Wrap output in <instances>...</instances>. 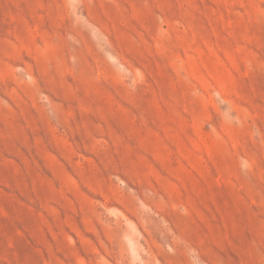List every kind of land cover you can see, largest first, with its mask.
<instances>
[{"label": "rangeland", "instance_id": "1", "mask_svg": "<svg viewBox=\"0 0 264 264\" xmlns=\"http://www.w3.org/2000/svg\"><path fill=\"white\" fill-rule=\"evenodd\" d=\"M0 264H264V0H0Z\"/></svg>", "mask_w": 264, "mask_h": 264}]
</instances>
